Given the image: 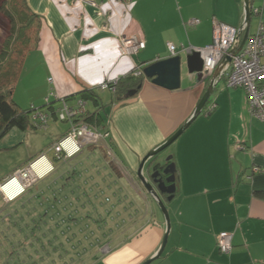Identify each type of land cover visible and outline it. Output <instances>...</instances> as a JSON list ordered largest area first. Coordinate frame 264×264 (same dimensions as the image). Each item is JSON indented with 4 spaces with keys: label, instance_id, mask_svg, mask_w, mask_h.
I'll list each match as a JSON object with an SVG mask.
<instances>
[{
    "label": "crops",
    "instance_id": "1",
    "mask_svg": "<svg viewBox=\"0 0 264 264\" xmlns=\"http://www.w3.org/2000/svg\"><path fill=\"white\" fill-rule=\"evenodd\" d=\"M90 2L95 5L80 0H27L29 7L43 17L40 41L34 51L45 67L48 92L53 88L58 95L56 102L67 98L75 102L86 88L98 89L135 68L144 69L170 56V43L179 53L188 55L182 45L205 47L214 39L216 23L239 27L245 17L244 0ZM252 5L259 12L252 15L250 34L264 23V0H252ZM193 19L200 23L187 24ZM133 34L140 35L146 47L131 57L121 53L120 37ZM205 82L189 72L185 60L179 89L161 87L146 77L133 97L121 102H114L113 97L108 103L103 100L111 105L105 124L110 133L108 145L116 159L108 158L106 148L100 145L86 147L76 157L89 169L85 167L89 174L86 182L94 184L91 190L101 185L111 207L122 208L118 210L122 223L112 231L105 230L103 244L110 249L106 253L97 251L89 264H141L159 250L166 232L165 218L159 215L155 200L146 190L139 191L142 185L137 186L126 174L136 179L142 159L190 118L206 91ZM211 103L217 104L215 110L205 115ZM211 103L172 144L177 191L166 204L171 228L162 256L151 264H264V119L250 112L247 92L242 87L224 83ZM54 125L57 139L64 132ZM116 162L121 169L115 168ZM61 179L43 186L46 191L42 194L52 186V196L58 192L61 197L60 193L69 189L68 181L61 191ZM73 194H66L61 202L81 200ZM2 201L8 206L21 200ZM47 201L26 200L19 207L25 209L27 204L35 203L42 213ZM102 202L99 204L108 215ZM5 215L11 220L19 217L9 211ZM54 217L58 222L70 217L76 220L61 211L53 212ZM71 222L75 221H67ZM221 232L233 235L229 253L218 248ZM50 233L57 235L53 230ZM55 237L53 234V240ZM77 254L81 259L80 252Z\"/></svg>",
    "mask_w": 264,
    "mask_h": 264
},
{
    "label": "rangeland",
    "instance_id": "2",
    "mask_svg": "<svg viewBox=\"0 0 264 264\" xmlns=\"http://www.w3.org/2000/svg\"><path fill=\"white\" fill-rule=\"evenodd\" d=\"M3 1L4 0H0V5ZM80 1L83 3L91 4V0ZM8 34L9 20L0 11V48L2 45V41ZM122 36L120 37V43ZM185 56L186 55H183L184 61L186 60ZM45 72V67L42 65V62L37 53L35 51L32 52L24 62L20 77L18 79V82L14 86L12 94L13 99L22 108L29 110L39 109L42 108L44 104H46L45 98L49 94L50 90L48 92L49 86H46V83L44 81V78L46 76ZM223 84L224 81L221 80L219 82V87L223 86ZM105 90L106 91H102L101 88H98L100 96L104 101H107L108 103L112 99L113 94L111 90ZM217 90L211 96V101L214 99ZM62 103L63 102H56L54 106L56 108H61ZM68 103L74 104L75 102L69 100ZM92 107V103H88V108ZM43 110L51 114L48 108H43ZM52 118L53 117L50 118L48 126L49 129H33L29 127L26 131H24L18 128H13L2 140H0V181H4L3 178L6 174L8 175L14 173L16 170L26 168V166H28L32 161H34L42 154H47L49 158L47 157L48 160H46L48 161L49 166L54 167L48 173L45 172V175H47L46 177L42 179H31L30 185H27L23 193L25 195L23 196V198L19 199L21 201L16 205L11 204L6 206L2 201L5 200L3 197V192L0 191V256L2 252L1 245H4L7 248L5 250L6 253L0 257V264H81L83 262H87V264H89L93 261V259L91 260L89 258L91 256H95L97 251L106 253L110 249L108 245L103 244L104 236L102 235L106 233L105 230L112 231L111 229L119 228L120 224L122 223V218H120L122 216H119L118 213V210L122 208L118 209V207H111L110 202L106 201L107 195L103 193L105 190L101 185L97 187V189L91 190L94 184L92 182H86V177H89V174H87L85 171L86 162L84 164V167L82 164H79L81 160L77 157L67 159L68 161L64 159H58L59 161L56 160L53 145L56 141H58L61 137L68 133V131L70 130V124L68 122L55 121ZM54 124L60 126L59 130L64 132V135L57 139L54 136L55 128H52L53 126H55ZM173 149L174 145L169 146L168 148H166V150L159 153V157L161 158V161L163 163H165L168 157L171 156V154L173 153ZM107 157L111 158V156L109 157L108 153ZM113 157L116 159L114 155ZM66 161L67 164L64 163ZM115 164V168L117 167V169H121L117 165V162ZM44 165L46 166L47 163L45 162ZM71 168L73 169L69 173ZM73 171H77L78 174H74V178H70L71 180H68L69 178L67 179V177H70L69 175H71ZM36 176L37 175H35V177ZM61 177H63V179H61V187H59L61 188V191L66 187V185H68L69 181V189L63 190L64 192L60 193L61 197L58 196V192L55 196H52V186L47 189L48 193L42 194V190L46 191V188H43V186L53 184L56 178H58V180L60 181ZM135 180L139 182L138 180H140V178L137 176ZM1 185L2 184H0V186ZM72 186L74 188H72ZM73 189H75L76 191L75 194L72 193ZM144 189L145 188H140L139 191H142ZM56 190L58 191L57 188ZM66 194L69 196L70 194H73V196L75 195L74 197H80L81 199L70 200L71 202L69 201V204L68 200H63V202H61L58 206L59 208L63 209L61 211V214L66 217L73 216L74 218H76V220H74V223H67V221L69 222L68 219L66 221L62 219V221L58 222L59 220L57 218H50L51 213H49V216L44 218L46 222L42 220L39 225L40 228H45L38 229L37 233H34L36 237L35 235L31 236L29 232H26V227L24 226H22L23 231L21 232V234L18 233L15 236H11L12 232L16 231L13 227L11 232H7L10 221V217L5 215L7 211H9V213L13 212L14 216H19L18 219L21 218L24 222H27L28 217L30 218L31 215H36L37 213L35 214V211H32L31 215H29L27 214V209H20L19 205H24V201L48 200L47 198H49V200H55V197L60 198L56 200H62ZM95 196L97 197L95 202H92V200L91 202L90 200H87L89 197ZM101 200H104V204L106 205L104 206L106 208L105 211H107L108 215L104 213V208H102V206H100L99 204V201ZM167 202L168 204H170V201H166V204ZM104 204L102 202V205ZM31 205L27 204L26 206H24V208H28V210H31ZM155 206L159 212V215L164 219V216L156 203ZM100 217L102 219H100ZM11 218L12 220L20 223V221H18L15 217ZM105 220L108 222L105 223ZM52 230L54 232H57V235L55 233H50ZM2 232H6V234H8L9 237L11 236V238L14 240V245L11 247V249H8L9 244H7L8 241L6 240L9 237H2L4 236ZM62 233L66 235H63ZM44 234H46L44 237L45 239H43ZM53 234L54 236H57L58 239L53 240ZM39 238H41L42 240L40 239L39 241ZM43 240L45 241V243L46 241L51 242L49 243L50 246L48 245V252L44 250V247H42L45 244L42 243ZM51 240L54 242L52 243ZM60 242L67 243H65V245L63 244L64 246H59ZM52 247L56 248L57 251H52ZM62 247L65 248V250L62 249ZM58 252L60 253L61 258L60 255H57ZM78 252H80L81 254V259L80 257L76 256ZM87 258L89 260H87Z\"/></svg>",
    "mask_w": 264,
    "mask_h": 264
},
{
    "label": "trees",
    "instance_id": "3",
    "mask_svg": "<svg viewBox=\"0 0 264 264\" xmlns=\"http://www.w3.org/2000/svg\"><path fill=\"white\" fill-rule=\"evenodd\" d=\"M0 11L9 20V34L2 41L0 48V140H2L13 128H18L24 131H26L29 127L33 129H39V127H37L35 124L33 116L37 111H44L43 108L49 109L51 112V114L48 113L50 118L53 117L55 121L68 122L70 124V128L72 125L83 122L93 129L104 128V130L107 131V124L105 123L107 121V117L109 116L111 105L106 104L103 101L97 88H86L85 90L81 91L78 94L79 99H77L74 104L68 103L69 98L62 99V101H60L63 102L61 108H56L54 106L56 100H58V95L56 92H54L53 88L50 89L49 94L45 98L46 104H44V106L39 109H24L13 99V89L15 84L18 82L24 62L26 61L29 54L37 49L39 44L40 31L43 25V17L35 13L29 7L27 0H4L0 5ZM139 68L142 70L141 67ZM137 70L139 69L135 68L131 73H127L115 81L112 80L108 82L107 87L102 88L100 86L99 88L102 90H111L114 102L126 100L129 98V92L135 90L137 93L141 89L144 80L146 79L143 73H141L139 76H136L135 74ZM79 102L84 104V111L78 114L77 118L72 117L70 119H61L59 117L64 105L77 109ZM88 103H92L93 107L88 108ZM49 122L50 119L48 123ZM88 147H96V145H90ZM54 155L56 158L55 151ZM56 160L58 159L56 158ZM171 162H174L173 157L170 159V161L166 162L165 165ZM14 173L10 174L0 184H3L7 179L12 177ZM74 174H78V172L73 171L69 178H74ZM24 195L25 194L20 195L15 200L23 198ZM47 199L48 201L46 210L42 213L38 211V207L35 203L32 204L33 206L31 205V210L25 208L27 209V214L29 215H31L32 211H35V214L37 213L36 215H31L30 218L28 217L27 222H24L21 218L17 219L20 221V223L9 219L10 221L7 232H11L13 227L16 231L12 232L11 236H15L18 233L21 234L23 231L22 226H24L26 227V232H29L31 236L35 235L38 229H42L39 226L40 222H42V220L45 221L44 218L49 216V213H51L50 218H52V211L56 212L57 214L58 211L63 210L62 208L58 207L61 203V200L55 199L50 201L49 198ZM69 220L74 221L75 219L69 218ZM3 235L4 236L2 237H9L6 232L3 233ZM11 236L6 239L8 241L7 244H9L8 249H11V247L14 245V240L11 238ZM40 239L41 238H39V241ZM55 239H58V237L56 236L54 240ZM42 243H45V241L43 240ZM49 243L51 242L46 241V243L42 246L47 252L49 251ZM59 246H63V244L60 243ZM1 249V256H3L6 253L5 250L7 248L4 245H1ZM62 249L65 250L63 247ZM52 251L56 252L57 249L52 247ZM57 255H60V253L58 252ZM76 256L80 257L79 254H76Z\"/></svg>",
    "mask_w": 264,
    "mask_h": 264
},
{
    "label": "built area",
    "instance_id": "4",
    "mask_svg": "<svg viewBox=\"0 0 264 264\" xmlns=\"http://www.w3.org/2000/svg\"><path fill=\"white\" fill-rule=\"evenodd\" d=\"M91 4L95 5L91 2ZM256 13L259 9L254 10ZM199 19H193L188 22L189 25H197ZM213 41L203 48L189 46L185 48L188 53L199 52L204 56V74H211L219 65L227 62V57H231V63L224 69L227 71L226 84L229 87H242L247 92L248 104L250 112L264 119V23L260 24L257 31L250 35L245 41L243 47L240 48L238 38V29L232 26L216 23ZM236 45V52L231 54L230 51ZM184 47V46H183ZM145 48V41L138 35L122 36L120 43V51L124 55L132 56L137 54L141 49ZM172 54L177 52L174 44H169ZM136 74H140L137 72ZM115 81V80H113ZM108 82L101 87H107ZM84 111V104L79 102L76 108L64 105L60 112L61 119L76 117ZM33 119L39 129L46 130L49 126L50 115L45 111H37ZM110 133L102 129H93L89 125L79 122L72 125L67 134L61 137L53 145L57 159H71L80 154L85 147L90 145L104 146L107 153L113 159V150L108 145ZM45 159L47 163L41 174L33 170V165L40 160ZM45 154L37 157L26 168L18 170L12 177L7 179L1 186L3 189L6 185L13 181H17L18 185L12 189V195L3 193L5 201H12L22 195L27 185H30L31 179H42L46 177L45 172L51 171L54 167L49 166L48 159ZM35 175H37L35 177ZM35 179V180H36ZM233 235L229 232H221L218 235L217 244L222 253H229L232 250Z\"/></svg>",
    "mask_w": 264,
    "mask_h": 264
},
{
    "label": "water",
    "instance_id": "5",
    "mask_svg": "<svg viewBox=\"0 0 264 264\" xmlns=\"http://www.w3.org/2000/svg\"><path fill=\"white\" fill-rule=\"evenodd\" d=\"M244 13L245 18L242 23L238 27V38L239 41L243 30L246 28V32L243 36L241 47L244 45L248 35H249V27L252 19V0H244ZM236 49L235 47L230 51L231 54H234ZM186 64L190 73H196L198 76L201 75V71L203 70L204 60L199 53H193L190 55H186ZM227 61L229 64L231 62V57H227ZM184 63V58L182 54L171 55L166 58L157 60L148 66H146L143 70L144 75L147 78H150L152 82L161 87L176 90L181 86V75H182V67ZM223 66H219L213 74V77L210 81V84L201 98L198 106L195 108L194 112L190 116V118L177 130L168 140H166L163 144L153 148L141 161L139 166V178L144 184L145 188L148 190L150 195L155 200L156 204L160 208L166 222V232L162 244L159 250L148 260L143 262L142 264H151L156 259H159L167 245L168 235L171 228V219L168 207L166 205V201H171L176 193V166L174 162L168 163L165 165L162 161L154 162L156 157L162 151L166 150L169 146H171L181 135L182 133L192 124L194 120L198 118V116L202 113L206 103L211 97L212 93L216 85L219 83L221 79V73L223 72ZM136 94V91H130L129 97H133ZM173 156H169L166 162L170 161ZM147 166V169H150L149 176L144 175V168ZM166 176V177H165ZM168 194L167 200H163V194Z\"/></svg>",
    "mask_w": 264,
    "mask_h": 264
},
{
    "label": "clouds",
    "instance_id": "6",
    "mask_svg": "<svg viewBox=\"0 0 264 264\" xmlns=\"http://www.w3.org/2000/svg\"><path fill=\"white\" fill-rule=\"evenodd\" d=\"M255 9H256V8H254L253 5H252V15H253V14H256V12L254 11ZM244 18H245V17H244ZM187 24H188V23H187ZM194 26H195V25H194ZM234 28H237V29H238V27H234ZM245 32H246V28L243 30L242 35H241V37H240V39H239V41H240V48H241V44H242V40H243V36H244ZM253 34H254V33H253ZM133 35H138V34H133ZM250 35H252V34H250V32H249V35H248L247 39L249 38ZM130 36H131V35H130ZM138 36H140V35H138ZM140 37H141V36H140ZM141 38H142V37H141ZM142 39H143V38H142ZM247 39H246V40H247ZM143 40H144V39H143ZM144 41H145V40H144ZM244 44H245V43H244ZM183 46H184V47H183ZM145 47H146V43H145ZM188 47H189V46H188ZM188 47H186L185 45H182V50H183V51H186L185 48H188ZM193 47H194V46H193ZM242 47H243V46H242ZM176 48H177V47H176ZM196 48H197V47H196ZM199 48H203V47H199ZM143 49H144V48H143ZM141 50H142V49H141ZM169 50H170V49H169ZM186 52H187V51H186ZM235 52H236V50H235ZM235 52H234V53H235ZM187 53H188V52H187ZM193 53H199V52H195V51H194V52H192V53H189L188 55L193 54ZM177 54H181V53H179L178 50H177V52H176L175 54H172V53H171V55H177ZM199 54H200V53H199ZM135 55H136V54H135ZM171 55H170V56H171ZM200 55H201V54H200ZM126 56H128V55H126ZM132 56H134V55H132ZM132 56H131V57H132ZM201 56H202V55H201ZM203 60H204V58H203ZM227 63H228V61L225 62V64H223V65H219V66H223V68H225V67L229 66L231 62H230L229 64H227ZM219 66H217V67L215 68V70H214L212 73H214V72L216 71V69H217ZM138 69H139V70H137V72H140V74H141V73L144 74V72H143L144 69H142V70H141L140 68H138ZM203 70H204V66H203ZM203 70L201 71L200 78H203V79H204V78L206 77V75L204 74ZM137 72H136V73H137ZM140 74H139V75H140ZM135 75H136V76H139L138 74H135ZM226 76H227V71H226L225 69H223V72L221 73V79H220V81H221V80L224 81L225 85L227 86V84H226ZM145 77H146V76H145ZM220 81H219V82H220ZM218 84H219V83H218ZM218 84H217V85H218ZM206 90H207V89H206ZM214 91H215V89H214ZM205 92H206V91H205ZM205 92H204V93H205ZM203 95H204V94H203ZM212 95H213V93H212ZM212 95H211V96H212ZM202 97H203V96H202ZM208 101H209V102L211 101V97L209 98ZM209 102H207L205 106H207V105H209V104L211 103V102H210V103H209ZM208 103H209V104H208ZM216 105H217L216 103H211V105H210V106L208 107V109L205 111V115H209V114H211V113L215 110ZM203 113H204V109H203V111H202L201 114H203ZM178 130H179V129H178ZM170 137H171V136H170ZM170 137H169V138H170ZM167 140H168V139H167ZM162 144H163V143H162ZM171 146H172V145H171ZM45 155H46V154H45ZM46 156H47V155H46ZM165 163H166V162H165ZM145 168H146V167H145ZM145 168H144V170H145ZM147 171H148V169H147ZM143 172H145V171H143ZM149 172H150V170L148 171L147 175H146V174H144V175H145L146 177L149 176ZM127 175H128V177H129V179H131V180H133V181H136L134 178L131 177V175H130L129 173H127L126 176H127ZM175 175H176V180H177V171H176V174H175ZM137 176L139 177V174H138ZM133 181H132V182H133ZM138 181H139V182L136 181L135 184L137 183V184H136L137 186H138V184H141V185L145 188V186H144V184L142 183V181H141V180H138ZM141 185H140V186H141ZM142 186H141V188H143ZM176 186H177V183H176ZM145 190H146V192L150 195V193L148 192V190H147L146 188H145ZM176 191H177V190H176ZM150 197L152 198V200H154L153 197H152L151 195H150ZM14 200H15V199H14ZM14 200H12V201H14ZM163 200H167V199H165L164 196H163ZM4 201H5V200H4ZM6 202H10V201H6Z\"/></svg>",
    "mask_w": 264,
    "mask_h": 264
},
{
    "label": "bare ground",
    "instance_id": "7",
    "mask_svg": "<svg viewBox=\"0 0 264 264\" xmlns=\"http://www.w3.org/2000/svg\"><path fill=\"white\" fill-rule=\"evenodd\" d=\"M201 57L204 58V56H201ZM44 163H45V159L37 161L34 164V166H33V170L36 173L41 174L44 171L45 167H46L44 165ZM17 183L18 182L15 180V181L9 183L8 185H6L5 187H3V189H0V191L3 192V193H7V194L12 195L11 194L12 193V189L18 185Z\"/></svg>",
    "mask_w": 264,
    "mask_h": 264
},
{
    "label": "flooded vegetation",
    "instance_id": "8",
    "mask_svg": "<svg viewBox=\"0 0 264 264\" xmlns=\"http://www.w3.org/2000/svg\"><path fill=\"white\" fill-rule=\"evenodd\" d=\"M213 74H214V73L207 74L206 77H205L204 79L201 78L202 80L206 81L205 83H207V84H206V87H207V88H208V86H209V84H210V81H211V79H212V77H213ZM207 88H206V89H207ZM159 161H161V158H160L159 155H158V156L156 157V160H155L154 162L156 163V162H159ZM149 170H150V169H149ZM149 174H150V172H149ZM150 175H151V174H150ZM165 177H166V176H165ZM163 196H164L165 199H167L169 195L166 194V193H164Z\"/></svg>",
    "mask_w": 264,
    "mask_h": 264
}]
</instances>
